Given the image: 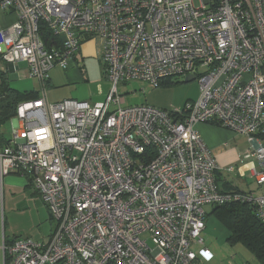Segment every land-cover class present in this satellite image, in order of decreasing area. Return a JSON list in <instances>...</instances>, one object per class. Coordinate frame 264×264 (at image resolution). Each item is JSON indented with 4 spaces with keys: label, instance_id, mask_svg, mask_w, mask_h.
Masks as SVG:
<instances>
[{
    "label": "built area",
    "instance_id": "obj_1",
    "mask_svg": "<svg viewBox=\"0 0 264 264\" xmlns=\"http://www.w3.org/2000/svg\"><path fill=\"white\" fill-rule=\"evenodd\" d=\"M0 10L17 15L0 23V67L26 63L43 92L18 105L0 142V264H202L213 255L207 206L245 203L264 224V192L221 190V166L196 129L214 122L245 135L241 161L259 162L247 170L264 189V0H0ZM88 38L101 47L107 98L49 102L50 71L71 67ZM191 75L200 95L182 108L122 106L121 83ZM11 173L56 221L48 242L6 235Z\"/></svg>",
    "mask_w": 264,
    "mask_h": 264
},
{
    "label": "rangeland",
    "instance_id": "obj_2",
    "mask_svg": "<svg viewBox=\"0 0 264 264\" xmlns=\"http://www.w3.org/2000/svg\"><path fill=\"white\" fill-rule=\"evenodd\" d=\"M0 10V23L2 26L11 24V20H6ZM11 15V14H9ZM25 67V63H20ZM62 70L56 67V70ZM86 77L88 81L81 84V93L76 97L80 100H91L93 102L104 100L112 89V83L107 78L103 64L98 58H88L85 62ZM53 69L50 71L52 75ZM33 78V77H32ZM176 80H173L175 82ZM36 85L38 80L35 79ZM79 86V85H77ZM122 106L137 104H149L155 107L174 110L182 108L189 101L196 100L200 95V85L197 79L186 81L182 78L177 83L162 84L153 86L146 81H130L119 85ZM43 95V92H41ZM17 124L15 118L7 120L1 127L3 137L10 138ZM264 145V141L262 142ZM252 145V144H251ZM248 141L242 146V155L251 148ZM244 157H242L243 159ZM254 161L258 162L256 159ZM249 159H243L244 163ZM238 162L236 167L242 163ZM250 171H245L243 179L254 181ZM237 174V172L235 173ZM29 191L28 197L21 192L12 194L4 198L6 235L9 238L14 236L28 237L32 241H48L53 231L56 221L52 218L47 205L40 195L34 191ZM35 192V193H34ZM206 229L203 233L205 246L209 247L213 253L209 260H203L202 264H264L254 253L243 244H231L228 240L229 231L223 223L213 214L212 207L207 206ZM199 248H197V251Z\"/></svg>",
    "mask_w": 264,
    "mask_h": 264
},
{
    "label": "crops",
    "instance_id": "obj_3",
    "mask_svg": "<svg viewBox=\"0 0 264 264\" xmlns=\"http://www.w3.org/2000/svg\"><path fill=\"white\" fill-rule=\"evenodd\" d=\"M6 20H11V22L16 21L17 15L12 13L11 15L2 13ZM100 44L93 38L86 39L80 49L78 50L75 58L74 64L68 69L56 70V67L52 71V75L49 77L46 85V97L49 102H57L64 99H77L76 97L81 93V84L85 81H88L86 77L87 70H85V62L88 58H98ZM100 60V59H99ZM101 61V60H100ZM24 63V62H20ZM20 63L18 64H2V68L8 72L12 84L21 91H35L42 95V83L38 80V85L34 84L36 78H32L29 75L27 64L25 67H21ZM102 63V61H101ZM103 64V63H102ZM104 68V65H103ZM79 85V86H77ZM105 100V99H104ZM104 100H99L95 102H102ZM80 101H90L91 100H80ZM149 105V104H148ZM152 106V105H151ZM160 108V107H158ZM167 109V108H162ZM200 136L212 150L215 155L218 163L221 166V169L217 172L216 178L221 190H242L244 192H255L256 194H262L264 189L258 186L254 181H249L243 179L244 176H241L239 173H228L226 169L229 166H236L240 162L241 155L243 152L242 146L248 141V138L240 133H237L233 130H230L226 127H223L214 122H202L198 123L196 126ZM2 136V133H1ZM4 143L9 138L1 137ZM261 143L264 141V136L260 138ZM249 142V141H248ZM250 143V142H249ZM251 145V143H250ZM253 164L249 161L244 165L242 163L238 167H242L244 171L249 169L254 165L257 169L260 168L259 162L253 160ZM244 166V167H243ZM252 177V173L249 172ZM246 174V173H245ZM35 189L29 182L28 178L18 174L11 173L4 178V198L18 192H22L25 197H28L29 191ZM36 193L37 191L34 190ZM34 192V193H35ZM212 207V206H210ZM207 211V210H206ZM53 232V231H52ZM51 232V234H52ZM50 234V237H51ZM19 237V236H14ZM28 238V237H26ZM50 240V238H49ZM48 240V241H49ZM47 241V242H48ZM46 242V241H42Z\"/></svg>",
    "mask_w": 264,
    "mask_h": 264
},
{
    "label": "trees",
    "instance_id": "obj_4",
    "mask_svg": "<svg viewBox=\"0 0 264 264\" xmlns=\"http://www.w3.org/2000/svg\"><path fill=\"white\" fill-rule=\"evenodd\" d=\"M168 83H177V81H167L163 84ZM39 97L38 92L17 89L12 84L8 72L0 67V142L3 140L1 127L7 120L15 118L18 105ZM211 212L229 231L228 240L231 244H243L264 262V224L250 205L230 203L213 206Z\"/></svg>",
    "mask_w": 264,
    "mask_h": 264
},
{
    "label": "water",
    "instance_id": "obj_5",
    "mask_svg": "<svg viewBox=\"0 0 264 264\" xmlns=\"http://www.w3.org/2000/svg\"><path fill=\"white\" fill-rule=\"evenodd\" d=\"M193 79H195V77L193 75H191V76H189V77L186 78V81H191Z\"/></svg>",
    "mask_w": 264,
    "mask_h": 264
}]
</instances>
